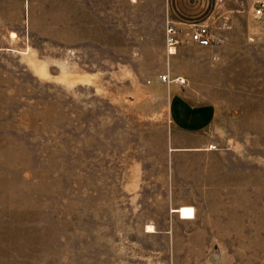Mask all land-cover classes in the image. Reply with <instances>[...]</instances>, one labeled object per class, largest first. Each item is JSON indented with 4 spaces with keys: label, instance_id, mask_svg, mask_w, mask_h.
I'll return each mask as SVG.
<instances>
[{
    "label": "rangeland",
    "instance_id": "374dc122",
    "mask_svg": "<svg viewBox=\"0 0 264 264\" xmlns=\"http://www.w3.org/2000/svg\"><path fill=\"white\" fill-rule=\"evenodd\" d=\"M257 1L217 8L221 40L197 55L187 91L214 104L216 148L183 181L168 166L167 85L154 80L167 65L160 0H0V264H264ZM183 182L208 188L186 221L172 211L193 218L192 206L171 208Z\"/></svg>",
    "mask_w": 264,
    "mask_h": 264
},
{
    "label": "crops",
    "instance_id": "0c3cea01",
    "mask_svg": "<svg viewBox=\"0 0 264 264\" xmlns=\"http://www.w3.org/2000/svg\"><path fill=\"white\" fill-rule=\"evenodd\" d=\"M74 0H69L72 2ZM131 4L137 3L136 0H127ZM160 17L159 24L161 26L160 40L164 53L167 57V65L163 62L158 66L157 71L160 73H168L170 78L181 77L184 82L169 81L167 85V99H168V117L169 126L167 131V150L169 155L168 166L171 175H176L177 180H185L197 170H205L208 168L206 162L198 159L203 151H211L216 148L210 146L214 144L213 134L210 126L215 115V106L210 101H200L187 91L191 80L195 79L194 70H198L197 55L203 51L204 46H198L194 43L183 41L177 45L176 51L173 54H168L165 49V25L168 20H173L180 23H208L211 24L216 19L214 15L219 18L222 13L227 11H218L217 8L223 4H227V0H160ZM147 5V4H144ZM97 13L103 15V3L97 1ZM133 11L129 14L133 15ZM135 20L134 16H128L125 24L130 25ZM141 24H150L147 16L139 17ZM131 21V22H130ZM223 23V19L219 22ZM129 36V34H127ZM149 33L146 31L140 34V40H148ZM219 37V41L220 36ZM128 38V37H127ZM218 42V41H217ZM144 47L146 44H143ZM208 47V46H205ZM156 66V67H157ZM155 67V68H156ZM197 68V69H196ZM165 71V72H164ZM155 72V69L152 71ZM159 73V74H160ZM155 75L154 80L160 81L158 75ZM191 75H193L191 77ZM164 82V81H163ZM215 145V144H214ZM177 185L179 188H177ZM175 183V187L171 185V196L174 191L181 192L182 195L172 198L171 208H178L181 206H192L194 209L193 218H181L176 211V216L182 220L195 219L200 217L201 209L207 202L206 186L203 190L200 185L194 183L183 182L181 184ZM205 194V195H204Z\"/></svg>",
    "mask_w": 264,
    "mask_h": 264
},
{
    "label": "built area",
    "instance_id": "2783aa9c",
    "mask_svg": "<svg viewBox=\"0 0 264 264\" xmlns=\"http://www.w3.org/2000/svg\"><path fill=\"white\" fill-rule=\"evenodd\" d=\"M221 1V0H217ZM264 14V1L258 0L254 8V16L259 17ZM183 41L194 43L198 46H211L219 41V37L211 30V25L208 23H180L173 20H168L165 25V49L168 54H173L176 47ZM160 81H178L184 82V78L179 76L170 78L168 73L158 75ZM214 148L215 145L210 146Z\"/></svg>",
    "mask_w": 264,
    "mask_h": 264
}]
</instances>
